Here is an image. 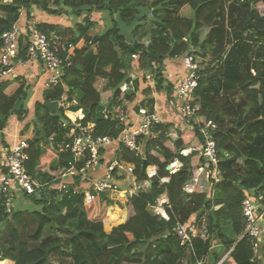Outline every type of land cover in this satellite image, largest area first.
I'll return each instance as SVG.
<instances>
[{
  "label": "trees",
  "instance_id": "1",
  "mask_svg": "<svg viewBox=\"0 0 264 264\" xmlns=\"http://www.w3.org/2000/svg\"><path fill=\"white\" fill-rule=\"evenodd\" d=\"M228 1L0 0V37L21 20L23 11L30 17L37 8L53 17L83 19L66 35L72 34L71 45L85 41L83 49L75 50L62 83L34 105L27 171L43 188L26 199L30 207L11 216L0 199V264H52V256L73 264H218L227 253L234 264L262 263L253 241L242 237V202L251 192L264 193V0H230L231 11ZM93 14L104 15L105 27L96 34L99 24ZM56 27L37 25L48 37ZM186 54L203 60L198 88L190 99L192 106L200 107L199 120L180 128L177 139L170 136L171 124L156 125L155 137L140 140L142 154L120 148V160L135 167L139 191L127 202L126 223L107 234L104 224L113 202L106 194L85 202L84 191L93 185L82 175L87 158L75 163L70 153H59L53 146L65 139V116L51 113L46 104L76 96L79 104L74 110H83V123L94 125V136L116 142L126 125L113 110L136 97L134 92L122 95L129 73L140 70L145 81L154 80L157 93L164 91L171 98L174 85L164 75L166 62ZM28 94L23 78L0 83V133L11 116L22 121V115L29 114L23 105ZM150 104L154 114L153 99L145 106ZM209 122L217 126L222 180L215 186L212 180L210 194L188 195L185 189L195 185L194 169L205 165L206 158L199 152L188 157L181 152L203 141L201 129ZM144 160L156 169L154 176L143 174ZM175 162L180 168L173 173L168 167ZM70 171L75 175H68ZM116 173H122L116 178L120 184L127 171ZM65 184L71 191L80 188V193L63 192ZM162 198L168 203L157 215L151 208ZM191 217L196 219L197 235L185 243L175 227ZM46 229L55 236L60 231L73 235L44 242Z\"/></svg>",
  "mask_w": 264,
  "mask_h": 264
},
{
  "label": "built area",
  "instance_id": "2",
  "mask_svg": "<svg viewBox=\"0 0 264 264\" xmlns=\"http://www.w3.org/2000/svg\"><path fill=\"white\" fill-rule=\"evenodd\" d=\"M73 46L57 48L54 39L39 31L34 22L21 24L19 21L0 37V83L13 80L16 76L15 69L17 67L26 66L29 62H39L43 66L46 76L45 90H53L62 83L66 69L72 64V58L75 55V52L72 51ZM181 62L185 74L179 83L174 86V91L170 96V113L177 125L189 128L191 122L199 120L200 107L192 106L190 99L198 88L200 66L193 54L184 55L181 57ZM132 84V81L125 83L121 87L122 93H127L129 85ZM58 102L60 112H63L65 116V119L61 121V126L67 130V134L63 142L53 144V146L56 147L59 153H70L75 163L87 158L82 175L90 180L93 185L90 190L84 191L85 202L90 204L97 195L120 193L122 191L121 186L116 178L121 177L122 173H116V177L115 172L121 169L127 171L124 181H127L129 176H134L133 185L136 186L135 167L125 162H112L104 179L92 180L88 176V171L94 170L100 164L102 153L106 146L112 143V140L108 137H95L94 125L83 123L85 118L83 110L74 111V108L79 104L76 96L69 100L67 95H64ZM116 114L119 118V110ZM72 115L78 117L73 118ZM140 116V122L131 128L126 126V129L117 140L124 149L139 154H141L140 140L155 137V126L167 123L158 113L150 114V110L146 108L140 110ZM216 131L217 126L209 122L206 128L201 129L203 141L191 145L181 152L185 157L190 156L193 152H199L206 158L205 165L194 169L195 185L185 189L188 195L197 193L195 188L198 182L200 183L202 180V176L210 183L213 180L214 186L222 180L219 171L218 146L215 139ZM170 136L173 139L178 138V135L176 137L172 136L171 130ZM30 141L27 137H21L14 145L6 147L0 152V199L4 202L3 205L8 216H11L16 210L24 209L26 199L37 195L43 188L41 182L27 171V163L30 160L28 153ZM172 166L173 164H171ZM198 172L201 174L197 175ZM63 174L65 175V171H63ZM68 175H75V173L70 171ZM62 191L67 194L69 192L78 194L81 189L75 187L71 191V188L65 184L62 186ZM161 213L155 211L157 215ZM242 217L245 225L242 237L248 236L253 241L257 255L258 248L264 243L263 192H251L247 195L242 202ZM195 221V217H191L186 223H177L175 234L183 242L191 243L192 239L196 237ZM202 238L205 241L207 240V232L202 234ZM199 264L204 263L200 262Z\"/></svg>",
  "mask_w": 264,
  "mask_h": 264
},
{
  "label": "crops",
  "instance_id": "3",
  "mask_svg": "<svg viewBox=\"0 0 264 264\" xmlns=\"http://www.w3.org/2000/svg\"><path fill=\"white\" fill-rule=\"evenodd\" d=\"M11 1V0H8ZM7 2V1H6ZM103 16L104 15H98L97 22L99 24L100 30L96 29L94 34L102 32L104 29V24H103ZM97 17V14H93V18L95 19ZM83 19H77L75 17H69V16H61V17H53L50 15H47L43 13L41 10L37 8H33L30 11V17L27 15V11H23L21 15V24H25L26 22H34L36 25L46 23L49 25H55L58 28L55 32H53L51 38L54 39L55 44L57 48H63L65 46L71 45V39H72V34L66 35L67 31L69 28L74 27L77 23L81 22ZM97 31V32H96ZM85 47V41L80 40L77 45H74L72 48V51L75 52L76 49L81 50ZM76 48V49H75ZM95 50V49H94ZM135 73L138 72L142 74L141 80H138L139 78H133L134 80H131L133 82L132 85H129L128 87V92H134L136 94V97L133 101H123V105L116 107L113 110L114 116H116V113L118 112L119 109V118L127 127H134L140 122L141 116H140V110L146 108V104L153 99L154 100V107H155V112L158 113L164 121L166 122L168 119V116L171 115L170 113V102L168 99H170L164 91L161 93H157L155 90V83L154 80L149 79L148 81H145L143 79V73L140 70H137L136 68L134 69ZM16 76L14 77L13 80L18 79V78H23L26 82L28 93H31V96L33 99L32 103L29 102L28 105H26V109L29 111L30 114H34V105L36 102L41 101L43 102L44 100V95H45V72L43 70V66L39 62H29L26 66H19L15 69ZM185 71L184 67L182 66L181 58L174 59V60H169L166 62V71H165V76L166 78L174 85L176 86L179 81L184 77ZM130 81V82H131ZM129 82V83H130ZM138 83V87H137ZM127 92V93H128ZM127 93H122L123 98H125ZM77 94V93H76ZM150 96V98H148ZM25 102H23V105H25ZM157 102V103H156ZM20 106V105H19ZM148 109V108H146ZM116 110V111H115ZM77 111V110H74ZM60 113V112H58ZM56 113V114H58ZM170 113V114H169ZM24 117V116H23ZM78 116L73 115V118H77ZM172 128L171 134L173 137H176L178 135L179 129H186L187 127H183L180 125H177L176 122L170 121ZM26 122L21 123L17 115L11 116L9 120L8 127L5 129L3 133H0V152L2 149L6 147H10L14 145L21 137H27L30 140H33L34 138V130L33 127L31 126L32 122L28 125V129L24 130L27 126ZM25 125V126H24ZM32 128V130H30ZM121 146L118 141L112 142L111 145L107 146L101 156V160L105 162V166L102 169V163H100L98 166L95 167L94 170L88 175L92 180H95L94 177H97L100 172H106L104 174V178L107 175L108 167L109 165L114 162H122L120 160V150ZM141 154H142V149H141ZM180 166L179 163L175 162L173 166L171 167V170L173 173L178 172ZM147 175L149 177L153 176L155 174V168L148 166L146 169ZM88 174V173H87ZM201 173L198 172L197 175H200ZM117 177V175H115ZM134 178V176H129ZM200 183L198 182L195 191L198 188H205V190L210 189L211 191L213 190L212 188V183L208 182L204 176L201 177ZM101 180V179H98ZM125 180L122 179L120 182L123 183ZM169 180H164L163 182H168ZM147 186H149V183H147ZM121 192L120 193H112L108 195V197L112 200L113 204L108 208V219L105 221V231L107 234H110L114 228H117L123 224L126 223L127 218H128V209H127V202L129 198L133 194L137 192V189H131V191L127 190L124 187H121ZM199 193H204V192H199ZM29 203V204H28ZM161 204H158L157 206H160V208L154 207L155 211H159L160 213L162 212V206L163 204L167 203V199L163 198L160 202ZM25 207H30V202L27 200V202L24 203ZM121 206V207H120ZM153 208V207H152ZM151 208V210H152ZM113 209V212L109 214V211ZM110 215V216H109ZM112 221H111V219Z\"/></svg>",
  "mask_w": 264,
  "mask_h": 264
},
{
  "label": "rangeland",
  "instance_id": "4",
  "mask_svg": "<svg viewBox=\"0 0 264 264\" xmlns=\"http://www.w3.org/2000/svg\"><path fill=\"white\" fill-rule=\"evenodd\" d=\"M230 3H231V1L229 0L228 1V3H227V8L229 7V11H231V8H230ZM100 16V15H99ZM97 18H98V15H97V17H95V20H97ZM103 24H105V22L103 21ZM229 25V24H228ZM124 28V30H127L125 27H123ZM98 30H100V28L98 27L97 28ZM229 29H230V32L232 33V29H233V27L231 26V25H229ZM97 32V31H96ZM196 60H197V63L199 64V66H203V60H200L199 58H196ZM164 75H165V73H164ZM139 78L138 80H141V78H142V74H140V73H138V72H136L135 73V70L133 69L130 73H129V79H130V81L131 80H134L133 78ZM166 77V76H165ZM147 81L149 80V79H146ZM151 80H153V79H151ZM129 81V82H130ZM150 81V80H149ZM47 92V95L46 96H48V93L50 92V90H45V93ZM45 96V95H44ZM148 98H150V96L148 97ZM31 99H33L32 98V96H31V93H29L28 94V98H27V100H26V102H25V105H28L29 104V102L30 103H32V100ZM152 100V99H151ZM150 100V101H151ZM171 99H168V101H170ZM237 101H238V98L236 99ZM157 103V102H156ZM148 105V104H147ZM150 106H151V104L149 105V106H146V108H148V109H150ZM119 110V109H118ZM61 113H63V112H60V114ZM59 114V113H58ZM59 114V115H60ZM170 114V113H169ZM33 116H34V114H28L26 117L24 116L23 117V115H22V121H20L21 123H23V122H26V124H28L29 122L31 123V121L33 120ZM173 115L171 114V115H169L168 116V119H167V123L166 124H170L169 123V121H174L173 120V117H172ZM116 117H117V114H116ZM23 118H24V120H23ZM65 117H62V120L64 119ZM118 118V117H117ZM29 123V124H30ZM25 124V125H26ZM24 125V126H25ZM31 126L33 127V130L35 129V124H31ZM30 130H32V128H30ZM112 143H110V144H108L107 146H109V145H111ZM106 146V147H107ZM141 149H142V153H143V151H144V145L143 144H141ZM103 154V153H102ZM106 164H105V162H103L102 163V169L104 168V167H106L105 166ZM92 171H88V175H90V174H93V173H91ZM106 172H100V174H98L97 175V177H94V179L95 180H98V179H104V174H105ZM134 184V181H133V178L132 177H129L128 179H127V181H123V183H120V186L121 187H124V188H126L127 190H129V191H131V189L133 190V189H135L137 186H135V185H133ZM145 187H147V183L145 184ZM137 189V192L139 191V189L138 188H136ZM196 192H205V193H208V194H210V192H211V190L210 189H208V190H205V188H198L197 189V191ZM161 200H163V198L161 199ZM161 200L160 201H158V204H161L160 202H161ZM157 204V205H158ZM155 206L156 208H160V206ZM126 206H127V204H126ZM121 207V206H120ZM34 208V207H33ZM33 208H31V209H33ZM155 208V209H156ZM155 209H154V207L152 208V211L153 212H155ZM163 214V213H162ZM72 233H70V232H68V231H60L59 233H58V235L57 236H55V235H53L48 229H46L45 230V232H44V235H43V238H42V241H44V242H47V241H57L58 239H65V238H71L72 237ZM62 250H64V249H62ZM263 250H264V243L258 248V252H257V256H258V258H259V260H261L262 261V263L261 264H264V258H263ZM60 252V251H59ZM62 254V253H61ZM229 254L230 253H227V254H225L223 257H222V259L220 260V262L218 263V264H223L224 262H225V264H234L233 263V261L231 260V258L229 257ZM51 262H52V264H73L72 263V261L69 259H67V262H64V263H62L61 262V259L60 258H56V256H52L51 257Z\"/></svg>",
  "mask_w": 264,
  "mask_h": 264
},
{
  "label": "water",
  "instance_id": "5",
  "mask_svg": "<svg viewBox=\"0 0 264 264\" xmlns=\"http://www.w3.org/2000/svg\"><path fill=\"white\" fill-rule=\"evenodd\" d=\"M148 29H149V27L147 26V30ZM97 40H98V37L95 36L93 38V42L95 43ZM46 107L48 108V110L51 113H58V112H60L59 102L58 101L48 102L46 104ZM148 166H149V164H148L147 160H144V164H143V167H142V170H143V174L144 175H147L146 169H147ZM168 170L170 171L171 170V167H168Z\"/></svg>",
  "mask_w": 264,
  "mask_h": 264
},
{
  "label": "clouds",
  "instance_id": "6",
  "mask_svg": "<svg viewBox=\"0 0 264 264\" xmlns=\"http://www.w3.org/2000/svg\"><path fill=\"white\" fill-rule=\"evenodd\" d=\"M171 167V166H170ZM170 171H172V170H170ZM199 193V192H198Z\"/></svg>",
  "mask_w": 264,
  "mask_h": 264
},
{
  "label": "bare ground",
  "instance_id": "7",
  "mask_svg": "<svg viewBox=\"0 0 264 264\" xmlns=\"http://www.w3.org/2000/svg\"><path fill=\"white\" fill-rule=\"evenodd\" d=\"M73 116V115H72Z\"/></svg>",
  "mask_w": 264,
  "mask_h": 264
}]
</instances>
